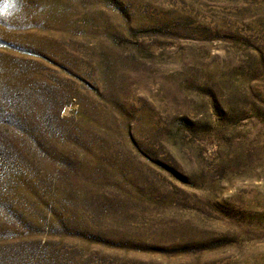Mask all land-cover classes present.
Listing matches in <instances>:
<instances>
[{
    "label": "rangeland",
    "instance_id": "rangeland-1",
    "mask_svg": "<svg viewBox=\"0 0 264 264\" xmlns=\"http://www.w3.org/2000/svg\"><path fill=\"white\" fill-rule=\"evenodd\" d=\"M0 264H264V0H0Z\"/></svg>",
    "mask_w": 264,
    "mask_h": 264
}]
</instances>
